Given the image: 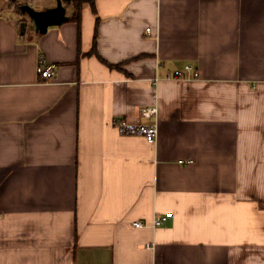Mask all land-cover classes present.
<instances>
[{"label":"crops","instance_id":"1","mask_svg":"<svg viewBox=\"0 0 264 264\" xmlns=\"http://www.w3.org/2000/svg\"><path fill=\"white\" fill-rule=\"evenodd\" d=\"M6 4L0 264H264V0H95L45 34Z\"/></svg>","mask_w":264,"mask_h":264},{"label":"built area","instance_id":"2","mask_svg":"<svg viewBox=\"0 0 264 264\" xmlns=\"http://www.w3.org/2000/svg\"><path fill=\"white\" fill-rule=\"evenodd\" d=\"M56 71V66L53 64H48L45 60L40 59L38 61V65L36 68V74L39 79L46 83L54 76ZM199 78L198 72L195 68L191 65H185L182 70H176L170 74H167V80H174V79H186V80H195ZM157 110L156 108H144L140 110V116L142 118L150 119L154 115H156ZM116 128L120 135L123 136H140L143 137L144 140L148 144H155L158 136V129L156 125H130L125 121H118L115 123ZM167 219L166 217H156L153 219L150 228L156 229L159 227L164 226ZM134 228H143L141 223L133 224ZM146 249L149 251L155 250L154 244L146 245Z\"/></svg>","mask_w":264,"mask_h":264},{"label":"water","instance_id":"3","mask_svg":"<svg viewBox=\"0 0 264 264\" xmlns=\"http://www.w3.org/2000/svg\"><path fill=\"white\" fill-rule=\"evenodd\" d=\"M20 10L28 17L36 34H45L48 28L59 26L68 21L60 0H57L56 8L47 9L46 11L36 10L29 5H22Z\"/></svg>","mask_w":264,"mask_h":264},{"label":"trees","instance_id":"4","mask_svg":"<svg viewBox=\"0 0 264 264\" xmlns=\"http://www.w3.org/2000/svg\"><path fill=\"white\" fill-rule=\"evenodd\" d=\"M63 2V3H62ZM61 3L65 6L70 8L71 13L68 17V21L75 22L79 24L80 18H81V12L84 5H88L92 12H94V3L95 0H61ZM12 4L16 6L19 13H21L20 5H17L15 1H12ZM99 23L98 18H96V27H95V33L92 41V50L90 54H94L97 57L98 54L96 52V37H97V25ZM120 65L110 66V68L119 69Z\"/></svg>","mask_w":264,"mask_h":264},{"label":"rangeland","instance_id":"5","mask_svg":"<svg viewBox=\"0 0 264 264\" xmlns=\"http://www.w3.org/2000/svg\"><path fill=\"white\" fill-rule=\"evenodd\" d=\"M12 1H15L16 4L20 5V6L29 5L33 8H35L36 10H37V8H40L41 5H43L42 8H45V7H50V6L55 4V0H6V3H7L6 5H10V6L16 8V6L12 4ZM66 9H67V13L69 14L70 9L68 7H66ZM16 11L18 12L17 8H16ZM25 19H27V17H25Z\"/></svg>","mask_w":264,"mask_h":264},{"label":"flooded vegetation","instance_id":"6","mask_svg":"<svg viewBox=\"0 0 264 264\" xmlns=\"http://www.w3.org/2000/svg\"><path fill=\"white\" fill-rule=\"evenodd\" d=\"M61 1V0H60ZM57 6V0H55V4L50 6V7H45V8H41L39 9V11H46L47 9H52V8H56ZM62 7L65 9V13L67 12L66 7L62 4ZM38 10V9H37ZM32 25V24H31Z\"/></svg>","mask_w":264,"mask_h":264}]
</instances>
